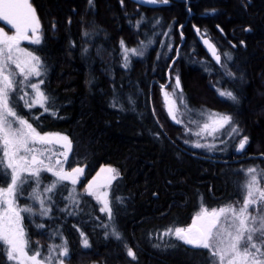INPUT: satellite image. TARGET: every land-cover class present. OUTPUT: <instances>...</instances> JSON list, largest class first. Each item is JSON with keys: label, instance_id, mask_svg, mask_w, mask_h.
Segmentation results:
<instances>
[{"label": "trees", "instance_id": "16d2710c", "mask_svg": "<svg viewBox=\"0 0 264 264\" xmlns=\"http://www.w3.org/2000/svg\"><path fill=\"white\" fill-rule=\"evenodd\" d=\"M31 2L41 22V42L26 48L42 61L37 81H44L40 88L49 97V110L25 107L19 96L27 92L32 99L27 87L13 97L15 110L41 134L66 135L72 150L62 160L63 168L85 167V173L78 184L65 181L55 193L43 192L54 177L41 173L37 194L52 199L51 204L45 201L51 208L47 216L29 197L35 182L24 186L17 206L32 207L35 213H21L28 253L39 251L43 259L53 245L62 248L66 242L68 255L60 257L57 248L54 264L59 259L64 264H212L206 250L162 233L187 227L202 209L243 201L240 186L247 169L264 171V0ZM181 33L185 40L174 61ZM205 39L221 55L219 63ZM125 47H144L145 53L128 57L125 67ZM170 69L172 85L180 79L177 101L183 97L187 115L199 109L230 115L239 132L227 127L206 144L191 121L164 119L159 90ZM222 91L237 99L221 96ZM245 136V148L238 151ZM197 142L213 147L197 148ZM104 164L119 171L109 189L112 221L84 192ZM8 182L0 173V188ZM113 226L122 240L111 235ZM81 232L90 247L82 246ZM128 247L135 259L127 255ZM0 264H16L3 248Z\"/></svg>", "mask_w": 264, "mask_h": 264}, {"label": "snow or ice", "instance_id": "6c2138e0", "mask_svg": "<svg viewBox=\"0 0 264 264\" xmlns=\"http://www.w3.org/2000/svg\"><path fill=\"white\" fill-rule=\"evenodd\" d=\"M147 3H156L157 0H145ZM162 3H168V0H160ZM92 0H89V4ZM0 20L6 21L15 29V35L9 36L0 29V173L8 179L7 187L0 188V248L6 251L7 259L15 261L16 264H25V261H30L31 264H43L40 257V252L37 251L33 255L28 256L25 248L27 240L21 224V213L35 214L32 207L25 206L20 208L17 206V197L23 195L24 186L29 182H35L36 188L29 194L31 199L39 202V214L47 216L51 212L50 207H45V201L52 203L51 196L41 197L38 191L41 184V173H51L54 179L51 184L44 187V193H55L58 186H63L65 181H71L73 185L79 182V178L84 174V168H73L70 172L63 168L64 161L56 160L58 170L51 164L46 165L44 159L45 153L49 152L47 146L53 143L61 144L65 149L60 155L67 160V154L72 150L71 140L62 134L43 133L41 134L33 127L29 121L20 115L15 110V101L13 97L20 92L24 87L32 90L33 97L27 99L28 93L19 96L20 100H24L25 107L31 109L40 106L44 111H48L49 97L41 90L40 85L44 83L43 79L38 83H30V77L42 76V61L40 57L31 52H27L19 47L20 42L27 40L33 44L41 42L40 36L37 35L39 29V20L35 15V10L32 8L29 0H0ZM31 30L32 36L28 35ZM199 32V29H197ZM204 43L209 46L212 55L219 63L221 55L217 54L214 44L205 39ZM122 47L124 42L121 41ZM125 52V67L128 66V52L134 55H143L138 53L136 49L124 48ZM21 55L25 59H21ZM227 55V54H225ZM228 59H231L229 56ZM14 65L15 69L11 66ZM18 70V72L16 71ZM22 79L17 80V76ZM229 75H232L229 73ZM176 89L180 86V79L177 76L175 80ZM174 89L173 91L175 92ZM221 96H227L235 101L237 98L231 91L220 92ZM169 94L166 92L165 97ZM180 104H184L183 97H179ZM115 106V105H114ZM176 101H172V106L169 107V115L176 123H183L177 118ZM178 110V109H177ZM55 115V113H53ZM201 116L204 114L201 113ZM209 122L203 124L201 132L196 135H201L203 132H208L209 135H214L215 132L224 129L225 126L231 129L232 133H238L239 129L233 126V118L230 115H220L211 113L207 117ZM196 123V121H192ZM218 125V127H213ZM211 129V131H208ZM248 141V137H243L240 140L238 151L243 150ZM187 142V141H186ZM197 148L213 147L212 145H203L195 143ZM54 153L48 155L51 160ZM30 157V159H29ZM101 171L112 173L111 180L119 177L118 170L107 167ZM99 175V174H98ZM247 179L240 186L244 193L242 196L243 204L239 207L235 205H225L218 209L208 211L202 209L201 213L197 214L190 225L185 227H175L166 229L162 235H174L177 240L192 249H202L208 252L212 264H264V189L259 187L260 180L258 177L264 178V171L258 173L257 169L249 168L246 172ZM110 183V181H109ZM88 195L95 196L96 200L103 204L100 208L101 212L107 214L110 221L114 219L111 202L108 199V193L96 194L93 191V182L85 188ZM69 199L73 205H78L75 197L70 196ZM252 208L256 211L253 215L249 211ZM62 211H67V208ZM74 214V213H69ZM108 228V225H102ZM43 228V225H37ZM82 237V246L90 247L89 240L85 233H80ZM109 233L105 232V236ZM111 235L122 240L121 233L113 226ZM60 248V257L68 255V248L65 245L61 248L59 245H53L49 250V255L44 257L47 264H54L52 252ZM127 255L135 259V253L131 247L127 248ZM58 264H64L63 259L58 260Z\"/></svg>", "mask_w": 264, "mask_h": 264}, {"label": "rangeland", "instance_id": "374dc122", "mask_svg": "<svg viewBox=\"0 0 264 264\" xmlns=\"http://www.w3.org/2000/svg\"><path fill=\"white\" fill-rule=\"evenodd\" d=\"M136 1H139V2H142V3H146V4H152V5L165 4V3L160 2V0H157L156 3H147V2H145V0H136ZM29 2L32 5V8L35 10V15H36L37 19L39 20V29L37 31V35L40 36L41 35V27H42L41 26V22H40V19H39L38 15H37L36 9L33 6L31 0H29ZM0 23L2 24V25H0V29H3V31L5 33H7V35H9V36L15 35V29L11 25H9L6 21L0 20ZM28 35L30 37L32 36L31 30H29ZM27 44H32V43H30L27 40H24V41H21L20 42L19 47L21 49L26 50L27 52H30L26 48V45ZM135 49L137 50L138 53H140V52H142L143 54L145 53V48L144 47H139V48H135ZM127 55H128L129 58H131L133 56H141V55H134L132 52H128ZM124 58H125V52H124ZM21 59L23 60V59H25V57L21 55ZM11 67L13 69H15V66L14 65H12ZM16 71L18 72V70H16ZM170 71H171V69L168 71V74H167L168 75V81L165 84H162L160 86V90H159V100H160V104H161V108H162V113H163L164 119L171 120L172 122L176 123L172 119V117L169 115V111H168L169 107L172 106V101L175 100L176 101V106H177V109L178 110L177 109H174V110L176 111L177 118L180 119V120H182L183 123L186 120L188 122H190V121L191 122L192 121H196V123H193L196 126V128H195L194 131L197 132V133L198 132H201V128H202L203 124L206 123V122H209L207 120V117L209 116V114H211V113L220 114V113L213 112V111H210V110H207V109H199L196 112L194 111L193 114L189 112V115H187L188 110H186V108L184 107V105L181 104V106H180L179 105L180 102L178 103V101H177V95H178L179 88L176 89V85L175 86L172 85L173 84V81L171 79L172 77H171ZM16 78H17V80L22 79V77H20L19 75ZM37 79H38V77H35V76L30 77L29 82L30 83H38ZM24 89H25V87L22 90H24ZM174 89H176L175 92L173 91ZM166 92L169 94V96L167 98L165 97V93ZM201 113H203L204 115L201 116L200 115ZM220 115H224V114H220ZM191 116H192V118H191ZM213 127H218V125H214ZM226 130H227V126H225L224 129H221V130L215 132L214 135H209L208 132L206 131V132L201 133V135H199L198 137H199L200 142H201V140L203 142H205L203 139H206V141H207L208 139H210L212 137L213 138H218ZM208 131H211V129H209ZM52 134H56V133H52ZM62 135H64V134H62ZM64 136H66V135H64ZM205 143L206 144L207 143L209 144L210 142L208 140ZM37 147H47L49 149V152L48 153H45V156L44 157H41L44 160L45 159H48L47 157H48L49 154H52V153L55 154V155L52 156V159L49 161V162H52V166H55L56 165V160L57 159H59L61 161L64 159V156L63 155H60L61 153H63L65 151V149L61 146V144L53 143V144H50V145H47V146H37ZM68 154H67V156H68ZM0 157H2V153H0ZM29 159H30V157H29ZM44 163H45V161H44ZM48 164H50V163H46V165H48ZM109 166L112 167V168H114V169H116L112 165L104 164V165L100 166V168L96 171V173L94 174V176L90 180L91 182H93V191L96 194H100V193H104V192H107L109 194L110 186L116 180V179L115 180H111L110 179L112 173H109L107 171H103V172L101 171L102 168L106 169ZM81 168H84V170H85V167H81ZM66 171H69L70 172L71 170H66ZM84 173H85V171H84ZM258 173H260V172L258 171ZM83 175L79 178V182L81 181ZM258 179L260 180L259 187L262 188V189H264V178L258 177ZM109 181H110V183H109ZM69 182H71V181H69ZM89 182L86 184V186L89 184ZM86 186H85V188H86ZM85 188H84V192H85ZM90 196H92V195H90ZM93 197L95 198V196H93ZM108 199H109V195H108ZM95 200H96V198H95ZM100 204H101V206H103L102 203H100ZM242 204H243V201L237 202V203L232 204V205H235V206L239 207ZM201 211L199 213H201ZM208 211H211V210H208ZM249 211L251 212V214L255 215L257 210H254V209L250 208ZM21 217H22V215H21ZM191 223H192V221H191ZM21 224H22V227H23V230H24V233H25V229H24V225H23V221L22 220H21ZM25 239H26V236H25ZM25 251H26V253H27L28 256H31L28 253V251H27L26 248H25ZM41 260H42L43 264H47L46 261H44L43 259H41ZM25 264H31V262L30 261H25Z\"/></svg>", "mask_w": 264, "mask_h": 264}, {"label": "water", "instance_id": "95a60500", "mask_svg": "<svg viewBox=\"0 0 264 264\" xmlns=\"http://www.w3.org/2000/svg\"><path fill=\"white\" fill-rule=\"evenodd\" d=\"M186 2H188L189 3V1H186ZM190 11V13H192V11L191 10H189ZM181 28H182V26H181ZM181 28H180V30H181ZM181 38H182V42H181V44L179 45V47H178V50H177V55H176V57H175V59H174V61L177 59V57H178V55H179V51H180V47L182 46V44H183V42H184V40H185V37H184V35L181 33ZM189 247V246H188Z\"/></svg>", "mask_w": 264, "mask_h": 264}]
</instances>
